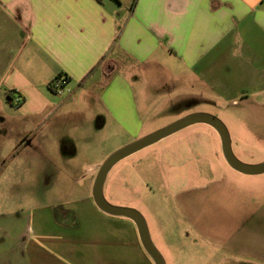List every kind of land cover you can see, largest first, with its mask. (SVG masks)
<instances>
[{
  "label": "crops",
  "instance_id": "obj_1",
  "mask_svg": "<svg viewBox=\"0 0 264 264\" xmlns=\"http://www.w3.org/2000/svg\"><path fill=\"white\" fill-rule=\"evenodd\" d=\"M134 2L0 0V140L48 156L67 138L79 150V134L137 141L155 132L143 135L156 109L136 87H226L236 64L264 70V0ZM61 76L70 92L60 97L50 85ZM70 202L57 214L31 197L1 199L15 207L0 211V264H155L135 223L100 211L91 189Z\"/></svg>",
  "mask_w": 264,
  "mask_h": 264
},
{
  "label": "rangeland",
  "instance_id": "obj_2",
  "mask_svg": "<svg viewBox=\"0 0 264 264\" xmlns=\"http://www.w3.org/2000/svg\"><path fill=\"white\" fill-rule=\"evenodd\" d=\"M234 74L226 87H199L181 79L173 87H136L156 109L143 135L191 114H209L228 128L239 160L264 162V70L255 73L236 64ZM253 74L260 87H240L241 78L251 83ZM18 106L4 104V110L14 116ZM102 134L91 141L79 134V150L65 136L55 141L61 149L51 156L42 148L16 147L13 135L0 140V200L20 199L18 206H23L31 197L59 214L62 206L92 191L97 173L89 176L90 167H100L135 142ZM104 195L110 204L143 215L166 264H264V175L232 170L218 134L208 125L191 126L119 162ZM11 207L0 203L1 212ZM132 256L139 260L133 249Z\"/></svg>",
  "mask_w": 264,
  "mask_h": 264
},
{
  "label": "water",
  "instance_id": "obj_3",
  "mask_svg": "<svg viewBox=\"0 0 264 264\" xmlns=\"http://www.w3.org/2000/svg\"><path fill=\"white\" fill-rule=\"evenodd\" d=\"M199 124L208 125L216 131L221 141L223 157L232 170L245 176L264 175V162L256 165H249L238 159L232 148L229 130L219 118L209 114H191L113 153L99 167L94 181L92 197L97 208L107 215L133 221L138 229L143 248L155 264L166 263L152 241L147 221L143 215L135 209L110 204L104 195L105 183L111 170L119 162L191 126Z\"/></svg>",
  "mask_w": 264,
  "mask_h": 264
},
{
  "label": "built area",
  "instance_id": "obj_4",
  "mask_svg": "<svg viewBox=\"0 0 264 264\" xmlns=\"http://www.w3.org/2000/svg\"><path fill=\"white\" fill-rule=\"evenodd\" d=\"M67 84H68V78L66 76H61L55 79L51 83L50 87L55 94L62 96L65 92H70L69 89H66ZM11 103L13 105H20L22 103V99L19 96H14L13 99H11Z\"/></svg>",
  "mask_w": 264,
  "mask_h": 264
},
{
  "label": "trees",
  "instance_id": "obj_5",
  "mask_svg": "<svg viewBox=\"0 0 264 264\" xmlns=\"http://www.w3.org/2000/svg\"><path fill=\"white\" fill-rule=\"evenodd\" d=\"M96 1L99 2V3H103L104 2V0H96ZM136 2H137V0H135L134 5H135Z\"/></svg>",
  "mask_w": 264,
  "mask_h": 264
}]
</instances>
